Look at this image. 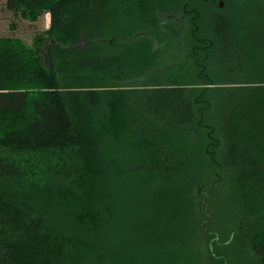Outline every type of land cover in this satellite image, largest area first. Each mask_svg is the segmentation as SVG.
Listing matches in <instances>:
<instances>
[{
    "label": "trees",
    "instance_id": "1",
    "mask_svg": "<svg viewBox=\"0 0 264 264\" xmlns=\"http://www.w3.org/2000/svg\"><path fill=\"white\" fill-rule=\"evenodd\" d=\"M216 1L6 0L51 19L0 38V264H175L221 172L211 264H264V0Z\"/></svg>",
    "mask_w": 264,
    "mask_h": 264
},
{
    "label": "rangeland",
    "instance_id": "2",
    "mask_svg": "<svg viewBox=\"0 0 264 264\" xmlns=\"http://www.w3.org/2000/svg\"><path fill=\"white\" fill-rule=\"evenodd\" d=\"M216 2L219 8L224 6L223 0H217ZM219 2H222L221 6ZM211 8L213 10V5ZM208 11L203 10V14L205 15ZM50 16L49 11L45 10L38 16L30 14L29 17H23L19 12L15 13L7 8L6 0H0V38L19 40L27 48L34 49V41L38 36H45V32L50 26ZM189 30L187 27L183 47L190 40L188 37ZM44 66H46L45 57ZM43 131L50 134L48 130ZM215 178L217 182L210 187L209 195L206 198L204 197V191L198 190L197 187L192 189V198L196 204L195 224L194 226L190 224L182 225V228H185L176 232L179 234V239L187 243L175 252V264H211L212 251H216V254L218 251L224 252V247H221L220 244L229 238L238 223L237 214L233 212L232 214L227 209L228 201L226 197L229 188L225 175L221 172V177L216 176ZM215 178L213 174H208L206 179L207 182H212ZM192 227L194 228L192 229Z\"/></svg>",
    "mask_w": 264,
    "mask_h": 264
},
{
    "label": "water",
    "instance_id": "3",
    "mask_svg": "<svg viewBox=\"0 0 264 264\" xmlns=\"http://www.w3.org/2000/svg\"><path fill=\"white\" fill-rule=\"evenodd\" d=\"M219 5L221 6L222 5V2H219ZM45 56V62H46V55H44Z\"/></svg>",
    "mask_w": 264,
    "mask_h": 264
}]
</instances>
